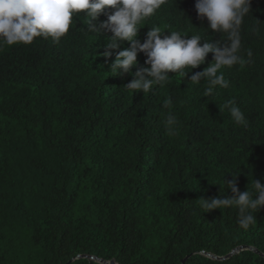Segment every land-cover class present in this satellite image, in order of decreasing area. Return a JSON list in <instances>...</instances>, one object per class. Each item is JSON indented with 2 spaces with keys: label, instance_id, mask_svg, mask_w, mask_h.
I'll return each mask as SVG.
<instances>
[{
  "label": "trees",
  "instance_id": "16d2710c",
  "mask_svg": "<svg viewBox=\"0 0 264 264\" xmlns=\"http://www.w3.org/2000/svg\"><path fill=\"white\" fill-rule=\"evenodd\" d=\"M195 3L165 0L138 39L158 25L226 43ZM250 6L240 32L251 62L222 69L229 86L210 97L190 77L213 53L184 79L169 73L163 87L133 95L123 88L131 75L109 72L112 34L85 32L83 12L59 42L0 46V264H264V208L243 229L235 207L205 213L198 200L220 196L225 175L240 174V192L252 179L264 185V0ZM145 60L138 54L131 72Z\"/></svg>",
  "mask_w": 264,
  "mask_h": 264
},
{
  "label": "clouds",
  "instance_id": "9594fccd",
  "mask_svg": "<svg viewBox=\"0 0 264 264\" xmlns=\"http://www.w3.org/2000/svg\"><path fill=\"white\" fill-rule=\"evenodd\" d=\"M165 0H0V46L31 44L36 38H51L59 42L75 23L78 14H85L83 21L87 28L85 32L102 35L110 32L105 47L110 50L105 56H110L116 51L115 61L110 65L109 72L114 76L124 77L131 75L133 78L123 88L135 93H147L153 90V86L163 87L170 78L169 73H175L183 79L188 74L203 65L209 53L214 54L213 62L202 72L191 75L190 83L207 84L203 97L214 95L217 86L227 88L229 81L222 71L237 64L250 63L253 53L246 50L247 60L241 55V25L244 18L251 12V0H196L195 10L198 18H205L209 24V30L213 33H227V42L221 40L213 42L204 40L201 35L182 36L178 31L167 32L163 35L160 26L153 25L146 34V39L141 42L138 34L141 22L148 20L160 8ZM105 9H112L104 22L93 23ZM144 28V27H143ZM163 36V38H161ZM127 41L130 47L121 49L122 42ZM146 56L145 67L135 74L131 69L137 65L138 54ZM171 104V100L164 101L165 107ZM238 125L247 123L246 118L235 101H227L224 104ZM176 117L169 113L165 125L169 133L174 134ZM240 175V174H239ZM230 181L223 178L224 189L220 196L211 199H198L201 207L207 212L229 209L235 207L238 212V225L248 229L257 224L255 214L264 208V185L259 180L251 181V190L240 192L237 177ZM249 185V184H248ZM230 190L231 197L225 196ZM223 192V194H222Z\"/></svg>",
  "mask_w": 264,
  "mask_h": 264
}]
</instances>
